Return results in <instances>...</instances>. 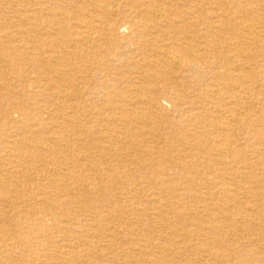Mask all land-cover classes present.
Returning <instances> with one entry per match:
<instances>
[{"label":"rangeland","instance_id":"obj_1","mask_svg":"<svg viewBox=\"0 0 264 264\" xmlns=\"http://www.w3.org/2000/svg\"><path fill=\"white\" fill-rule=\"evenodd\" d=\"M74 1L0 0V177L10 186L0 189V264H264V0H166L164 20L148 11V23L129 13L135 0H110L105 16L117 27L109 35L80 17L100 21L106 0ZM41 9L84 18L94 39L73 37L77 21L68 31L48 28ZM218 24L217 46L207 47L202 34ZM58 33L77 39L65 77L46 74L59 62L52 53L47 65L34 62V50L49 52ZM176 34L208 54L194 73L172 75L173 89L148 74L166 71L157 52ZM96 65L105 84L85 90L80 78ZM225 70L232 74L221 77ZM66 78L80 83L76 96ZM48 82L80 103L56 102Z\"/></svg>","mask_w":264,"mask_h":264},{"label":"bare ground","instance_id":"obj_2","mask_svg":"<svg viewBox=\"0 0 264 264\" xmlns=\"http://www.w3.org/2000/svg\"><path fill=\"white\" fill-rule=\"evenodd\" d=\"M66 1V0H65ZM222 1V0H221ZM226 1V0H225ZM230 1V0H229ZM228 1V2H229ZM260 0H251V3H253V4H255V3H258ZM70 2L71 3H75L76 1H74V0H70ZM69 2V3H70ZM100 2V1H99ZM198 2V1H197ZM216 2V1H215ZM220 2V1H219ZM243 2V1H242ZM101 3V2H100ZM104 4H107L105 7H102V18H101V20L99 21V20H97L96 19V15L95 16H88V18L86 17V16H80V17H84L86 20H91L92 21V23L94 24V22L95 23H97V24H99L100 25V28H101V32L103 31L104 33H106L107 35H109V33H111L112 31H113V29H115L116 30V27L117 26H115V24H113L112 25V21H109V20H111L109 17H106L105 15H106V13H108L109 12V10H110V8L109 9H107L106 7L109 5L110 6V4H111V2H110V0H106L105 2H103ZM117 3V2H116ZM115 3V4H116ZM206 3H207V1H206ZM211 3H213V2H211ZM216 3H218V2H216ZM233 3V2H232ZM2 4V3H1ZM6 4V3H5ZM118 4V3H117ZM165 4H166V0H135V1H131V5L132 6H130L129 7V13H133L134 14V16L137 18V19H141V20H145L146 22L145 23H148L149 22V16H148V11L149 12H151L153 15H154V17H155V19L156 20H159V21H163L164 20V18L166 17V15H165ZM246 4V3H245ZM59 5V4H58ZM67 5V4H66ZM119 5V4H118ZM118 5H114V6H112L111 8H113V9H116V11H115V13H119V9H118ZM207 5V4H206ZM211 5V4H210ZM218 5V4H217ZM220 5V4H219ZM235 5V4H234ZM55 6V5H54ZM93 6V5H92ZM101 6V5H100ZM99 6V7H100ZM108 6V7H109ZM242 6V5H241ZM120 7V6H119ZM171 7L172 8H175V5H174V2H172L171 3ZM196 7V6H195ZM239 7V6H238ZM246 7V6H245ZM250 7V6H249ZM261 7V6H260ZM178 8V7H177ZM233 8V7H232ZM235 8V7H234ZM240 8V7H239ZM251 8V7H250ZM118 9V10H117ZM226 9H228V8H226ZM244 9V8H243ZM7 10H8V8H7ZM77 10V9H76ZM216 10V9H215ZM221 10V9H220ZM238 10V9H237ZM245 10V9H244ZM261 10V9H260ZM6 11V10H5ZM11 11V10H10ZM218 11V10H217ZM256 11V10H255ZM264 11V10H263ZM48 12H50V13H48V14H46L45 13V10L44 9H41L40 10V13H42V15L43 14H46L47 15V17H46V24H48V28L49 27H52L54 30H55V28H59V30L58 31H61V30H64V31H68V30H70L71 29V26H68L69 24L71 25V22L72 21H77V23H75V28L76 29H78V30H75L76 31V33L73 35V37H77V38H79V37H81V35L82 34H84V36L82 35V37H84L81 41H84V42H92V40L94 39L93 37H95V36H93V24L91 23V22H86L87 24H84V18H81V20H79V18H73V17H70V15L68 14V12L67 11H63V10H61L59 13H53L51 10H48ZM92 12V11H91ZM206 12V11H205ZM208 12V11H207ZM239 12V11H238ZM242 12V11H241ZM245 12V11H244ZM250 12H253V11H250ZM260 12V11H259ZM77 13V12H76ZM89 13V12H88ZM171 14V13H170ZM235 14V13H234ZM248 14V13H247ZM251 14V13H250ZM259 14V13H258ZM75 15V14H74ZM179 14L177 13V11H175V16L176 17H179L178 16ZM222 15V14H221ZM255 15V14H254ZM253 15V16H254ZM105 16V17H104ZM129 16H131V15H129ZM133 16V17H134ZM199 15H197V17H198ZM203 16H204V14H203ZM252 16V17H253ZM257 16V15H256ZM99 17V16H98ZM97 17V18H98ZM194 17H196V16H194ZM232 17V16H231ZM242 17V16H241ZM211 18H213V17H211ZM219 18V17H218ZM251 18V17H250ZM23 19V18H22ZM122 19V18H121ZM205 19V18H204ZM263 19V18H262ZM18 20V19H17ZM32 20V19H31ZM232 20V19H231ZM233 20H235V18L233 19ZM249 20V19H248ZM79 21H81V22H79ZM170 21V20H169ZM181 21H183V20H181ZM185 21H188V20H185ZM253 21V20H252ZM251 21V22H252ZM222 22V21H221ZM262 22V21H261ZM79 23V24H78ZM168 23V22H167ZM185 23V22H184ZM213 23V22H212ZM225 23V22H224ZM246 23H247V21H246ZM208 24V23H207ZM231 24V23H230ZM248 24V23H247ZM246 24V25H247ZM259 24H260V22H259ZM262 24V23H261ZM264 24V23H263ZM18 25V24H17ZM181 25V24H180ZM183 25V24H182ZM186 25H188V24H186ZM212 25V24H211ZM223 25V24H222ZM236 25V24H235ZM245 25V26H246ZM251 25V24H250ZM164 26V25H163ZM171 26V25H170ZM185 26V25H184ZM192 26H193V24H192ZM234 26V25H233ZM260 26V25H259ZM20 28H21V26H19ZM147 27H149V26H147ZM219 27H220V29H219ZM252 27V26H251ZM51 28V29H52ZM96 28V27H95ZM213 28V30L212 31H204V34H202L203 35V38H201L203 41H205V44L207 45V47H212V46H217L216 44H217V37H220L219 36V32L221 31V26L218 24V25H216V26H214V27H212ZM225 28H227V27H225ZM262 28V27H261ZM24 29V28H23ZM52 29V30H53ZM118 29V28H117ZM176 29V28H175ZM197 29V28H196ZM219 29V30H218ZM245 29H246V27H245ZM7 30V29H6ZM43 30V29H42ZM162 30H163V28H162ZM182 30V29H181ZM202 30V29H201ZM8 31V30H7ZM40 31V30H39ZM197 31H198V29H197ZM247 31V30H246ZM252 31V30H251ZM251 31H249V33L251 32ZM50 32H51V30H50ZM156 32V31H155ZM164 32V31H163ZM184 32V31H183ZM224 32V31H223ZM52 33V32H51ZM100 33V32H99ZM98 33V34H99ZM160 33V32H159ZM165 33V32H164ZM232 33V32H231ZM54 34V33H53ZM60 33H58V34H55L56 36L55 37H53V40L50 42V51L49 52H46V51H42V50H40L42 47H40V49H35L34 51H36V55H37V57L35 58V60H34V62L35 63H37L38 65H40V64H43V65H47L46 63H47V59H46V54L47 53H52L53 54V56L56 58V59H58V64L55 66V68L54 67H52V66H50V68H51V70H49L46 74L47 75H49V73L50 72H53V73H55V75L57 76V75H59V74H62V76H64L65 77V75H67V73L71 70V62H68V59H70V58H67L68 57V55H71V53H72V50H71V46L72 45H76V40L77 39H75V38H70L71 40H66V41H63V40H59V38H56L57 37V35H59ZM63 34V33H62ZM157 34V33H156ZM163 34V33H162ZM180 34V33H179ZM236 34H237V32H236ZM254 34V33H253ZM114 35V34H113ZM246 35V34H245ZM237 36V35H236ZM235 36V37H236ZM241 36H242V34H241ZM261 36H262V34H261ZM38 37V36H37ZM86 37V38H85ZM114 37V36H113ZM159 37V36H158ZM184 37V38H183ZM250 37V36H249ZM253 37H254V35H253ZM34 38V37H33ZM43 38H44V36H43ZM49 38H52V37H49ZM117 38V37H116ZM120 38V37H119ZM142 38V37H141ZM222 38V37H221ZM224 38V37H223ZM233 38V37H232ZM239 38V37H238ZM11 39V38H10ZM13 39V38H12ZM47 39V38H46ZM61 39V38H60ZM121 39H122V37H121ZM220 39V38H219ZM235 39V38H234ZM233 39V40H234ZM251 39V38H250ZM261 39V38H260ZM21 40V39H20ZM43 40V39H42ZM116 40V39H115ZM124 40V39H123ZM127 40V39H126ZM255 40V39H254ZM24 41V40H23ZM220 41V40H219ZM222 41V40H221ZM225 41V40H224ZM227 41V40H226ZM251 41H253V40H251ZM256 41V40H255ZM19 42V41H18ZM192 41H190L189 40V38L187 37V36H178V34H176L174 37H173V40H171V43L170 44H168L167 43V45H161L160 47H159V51L157 52L158 53V55H159V58H160V61L162 62V63H164V64H166L167 66H166V71L165 72H162V75L161 76H159V74L158 73H153V74H148L149 76H148V78H152L153 77V79H158L159 77H161L162 78V80L163 81H167L168 83H169V85L170 86H172V88L173 87H175L176 86V82L177 81H173V80H171V76L172 75H177V74H179V73H184V72H193L194 71V69H196V67H197V62H199L200 60L199 59H201L202 57V55H204V56H207V54H208V52H207V49L205 48L204 50L202 49V51H203V53L201 54V49L199 50L198 48H197V46L195 47V45H193L194 44V41H193V44H190ZM240 42V41H239ZM246 42V41H245ZM244 42V43H245ZM39 43V42H38ZM41 43V42H40ZM43 43V42H42ZM198 43V42H197ZM196 43V44H197ZM243 43V42H242ZM85 44V43H84ZM145 44V43H144ZM258 44V43H257ZM262 44V43H261ZM10 45V44H9ZM220 45V44H219ZM223 44H221V46H222ZM240 45V44H239ZM244 45V44H243ZM249 45V44H248ZM263 45V44H262ZM40 46V45H39ZM38 46V47H39ZM86 46V45H85ZM100 46V45H99ZM110 46V45H109ZM242 46V45H241ZM245 46V45H244ZM258 46V45H257ZM96 47V46H95ZM243 47V46H242ZM252 47V46H251ZM262 47V46H261ZM94 48V47H93ZM97 48V47H96ZM100 48H103V47H100ZM232 48V47H231ZM258 48H259V46H258ZM43 49V48H42ZM47 49V48H46ZM78 49H80V48H78ZM91 49V48H90ZM95 49V48H94ZM93 49V50H94ZM214 49V48H213ZM224 49V48H223ZM222 49V50H223ZM234 49H235V47H234ZM92 50V49H91ZM230 50V49H229ZM245 50V49H244ZM246 50H247V46H246ZM245 50V51H246ZM22 51H23V53H25V55L27 54L28 56V60H30L31 62H32V60L31 59H29V57L31 56V55H35V52H33V51H31L30 50V48L29 47H25V48H23L22 49ZM86 51V50H85ZM232 51V50H231ZM234 51H236V50H234ZM255 51V50H254ZM33 52V53H32ZM82 52V51H81ZM88 52V51H87ZM108 52H110L109 50H107V49H105L104 50V53L106 54V53H108ZM219 52H220V50H219ZM218 52V53H219ZM227 52V51H226ZM226 52H224L225 54H226ZM240 52V51H239ZM251 52V51H250ZM86 53V52H85ZM228 54H229V52H227ZM238 53V52H237ZM72 54H75V52L74 53H72ZM150 54V53H149ZM155 54V53H154ZM223 54V53H222ZM241 54V53H240ZM245 54H247V53H245ZM244 54V55H245ZM251 54V53H250ZM253 54V53H252ZM257 54V53H256ZM35 55V56H36ZM242 55V54H241ZM255 55V54H254ZM48 56V55H47ZM52 56V55H51ZM75 56V55H74ZM134 56V55H133ZM228 56V55H227ZM252 56V55H251ZM250 56V57H251ZM257 56V55H256ZM154 57H155V55H154ZM225 57V56H224ZM249 57V56H248ZM247 57V58H248ZM211 58V57H210ZM233 58V57H232ZM237 58V57H236ZM231 60V59H230ZM229 60V61H230ZM235 60V59H234ZM238 60V59H237ZM242 61H244V60H241L240 62L242 63ZM49 62V61H48ZM73 62V61H72ZM228 62V61H227ZM231 62V61H230ZM74 63H76V62H74ZM232 63V62H231ZM21 64V63H20ZM52 64H53V62H52ZM248 65V64H247ZM249 65H251V61H250V63H249ZM97 66H99V65H96V67L95 68H93V67H90V66H88V68L90 69V72H88L87 74L89 75L88 77H81L80 78V82H81V85H83V86H85V90H87L88 89V87L90 88V85H92L93 84V86H95L96 87V84L97 83H99V86H102L103 87V85L105 84H103V82L100 80V78H99V73H100V76L102 75V73H101V69H99V67H97ZM244 66V65H243ZM135 67V66H134ZM185 67V68H184ZM37 68V67H36ZM53 68V69H52ZM250 68V67H249ZM94 69V70H93ZM150 69V68H149ZM203 69V68H202ZM201 69V70H202ZM217 69V68H216ZM228 69V68H227ZM124 71V70H123ZM207 71V70H206ZM78 72V71H77ZM94 72V73H93ZM106 72V71H105ZM199 72V71H198ZM218 72V71H217ZM194 73V72H193ZM206 73V72H205ZM231 72L229 71V70H225V71H222V72H220V76L221 77H224V78H226V77H228L229 76V74H230ZM72 74V73H71ZM125 74V73H124ZM211 74V73H210ZM209 74V75H210ZM232 74V73H231ZM260 74V73H259ZM194 75V74H193ZM234 75H236V74H234ZM239 75V74H238ZM178 76V75H177ZM212 76V75H211ZM253 76V75H252ZM262 76V75H261ZM199 77V76H198ZM176 78V77H175ZM214 78V77H213ZM47 79V78H46ZM63 79V78H62ZM67 79V78H66ZM214 79H216V78H214ZM59 80V79H58ZM140 80V79H139ZM199 80V79H198ZM218 80V79H217ZM20 81V80H19ZM92 81H97L96 82V84L95 83H93ZM106 81V80H105ZM142 81V80H141ZM162 81V82H163ZM39 82V81H38ZM63 82H66L67 83V86H69V88L70 89H73V93H74V91H76V89H78L80 86V83L77 81V79L75 80L74 78H71V79H67V80H65V81H63ZM251 82V81H250ZM122 83V82H121ZM152 83V82H151ZM160 84V83H159ZM178 85V84H177ZM201 85V84H200ZM16 86H18V85H16ZM212 86V85H211ZM52 84L50 83V82H48V85L45 87L46 89H48L49 91H54L53 92V94L51 93L50 95H51V97L53 96L54 97V100L56 101V102H65L64 104H66L67 102H72V103H80V101L79 100H74L73 99V94H67V92H70V90L68 91V90H66V89H63V90H60L59 89V91H55V90H53L52 88ZM177 87V86H176ZM202 88H204V87H202ZM254 88V87H253ZM120 89V88H119ZM126 89V88H125ZM174 89V88H173ZM208 89H210V88H208ZM213 89H216L215 87L213 88ZM219 89V88H218ZM91 90V89H90ZM90 90H88L89 92H90ZM94 90V89H93ZM217 90V89H216ZM237 90H239V89H237ZM136 91V90H135ZM220 91V90H219ZM93 92V91H92ZM221 92V91H220ZM16 93V92H15ZM64 93V94H63ZM146 93V92H145ZM188 93V92H187ZM226 93V92H225ZM245 93V92H244ZM18 94V93H17ZM57 94V95H56ZM61 94H63V95H61ZM75 94V93H74ZM229 94V93H228ZM12 95H14V94H12ZM56 95V96H55ZM101 95V94H100ZM163 95V94H162ZM178 95V94H177ZM18 96V95H17ZM20 96V95H19ZM75 96H76V94H75ZM96 96V95H95ZM222 96H223V94H222ZM15 97V96H14ZM211 97V96H210ZM215 97V96H214ZM229 97V96H228ZM246 97V96H245ZM50 98V97H49ZM79 98V97H78ZM88 98V97H87ZM169 98V97H168ZM244 98V97H243ZM112 99V98H111ZM109 100L108 102L109 103H111L112 104V100ZM221 100V99H220ZM114 101V100H113ZM130 101V100H129ZM221 101H223V100H221ZM239 101H241V102H243V100H242V98H239ZM128 102V101H127ZM131 102V101H130ZM154 102V101H153ZM148 103H149V101H148ZM190 103V102H189ZM27 104V103H26ZM125 104V103H124ZM127 104H129V102L127 103ZM140 104V103H139ZM204 104V103H203ZM207 104V103H206ZM244 104V103H243ZM247 104V103H246ZM131 105V104H130ZM224 105V104H223ZM30 106V105H29ZM239 106V105H238ZM153 107V106H152ZM56 108V107H55ZM249 108V107H248ZM162 109V108H161ZM244 109V108H243ZM29 110V109H28ZM66 110V109H65ZM146 110V109H145ZM202 110H203V108H202ZM209 110V109H208ZM150 111V110H149ZM252 111V110H251ZM205 112V111H204ZM63 113V112H62ZM246 113V112H245ZM66 114V113H65ZM72 114V113H71ZM103 114V113H102ZM63 115V114H62ZM240 115V114H239ZM249 115V114H248ZM67 116V115H66ZM77 116H79V115H77ZM141 116V115H140ZM162 116V115H161ZM71 117V116H70ZM223 117L224 118H227V116L225 117L224 115H223ZM237 117V116H236ZM229 118V119H234V121H239L240 120V118L239 117H237V118ZM241 117V116H240ZM80 118H82V117H80ZM172 118V117H171ZM58 119V118H57ZM184 121H185V119H183ZM29 121V120H28ZM61 121V120H60ZM63 121V120H62ZM66 122V121H65ZM94 122V121H93ZM162 122V121H161ZM214 122V121H213ZM11 123V122H10ZM60 123H62V122H60ZM87 123V122H86ZM133 124V123H132ZM82 125V124H81ZM106 125V124H105ZM210 125V124H209ZM211 125H212V123H211ZM177 126V125H176ZM65 127H67V126H65ZM71 127H73V124H72V126ZM182 127V126H181ZM216 127V126H215ZM74 128H75V126H74ZM77 128V127H76ZM85 128V127H84ZM118 128V127H117ZM112 129V128H111ZM115 129H116V127H115ZM53 130V129H52ZM52 130H51V132H52ZM121 130V129H120ZM229 131V130H228ZM13 132V131H12ZM57 132H58V130H57ZM216 132V131H215ZM259 133V132H258ZM14 134V133H13ZM54 134H56V133H54ZM71 134V133H70ZM119 134V133H118ZM174 134V133H173ZM224 135H225V133H223ZM264 134V133H263ZM122 135V134H121ZM124 135V134H123ZM203 135V134H202ZM101 136V135H100ZM150 136V135H149ZM151 136H153V135H151ZM114 137V136H113ZM125 137V136H124ZM8 138V137H7ZM114 138H116V137H114ZM114 138H112V139H114ZM143 138V137H142ZM1 139V138H0ZM13 139V138H12ZM33 139V138H32ZM105 139V138H104ZM111 139V138H110ZM223 139V138H222ZM29 140V139H28ZM136 140V139H135ZM1 141V140H0ZM201 141V140H200ZM112 142V141H111ZM133 142V141H132ZM207 142V141H206ZM1 143V142H0ZM59 143V142H58ZM130 144V143H129ZM70 145V144H69ZM127 145H128V143H127ZM58 146V145H57ZM28 148V146H26V144H25V147H23V148ZM72 147V146H71ZM114 147H115V145H114ZM14 148V147H13ZM138 148V147H137ZM143 148V147H142ZM41 149H44V148H41ZM63 149V148H62ZM72 149V148H71ZM1 150H2V148H1ZM46 150V152H44V153H40L42 156H46L45 154H47V153H49V151L47 150V149H45ZM66 152V151H65ZM2 154V153H1ZM133 154V153H132ZM155 154V153H154ZM219 155V154H218ZM139 156V155H138ZM169 156V155H168ZM167 156V157H168ZM198 156V155H197ZM19 157V156H18ZM151 157H154V156H151ZM170 157H172V156H170ZM180 157V156H179ZM82 158V157H81ZM155 158V157H154ZM233 158V157H232ZM104 159V158H103ZM102 159V160H103ZM129 159V158H128ZM206 159V158H205ZM3 160L5 161L4 163L5 164H7L8 163V158L7 159H5V158H3ZM33 160H34V163H40V159H38V158H33ZM185 160H187V159H185ZM208 160V159H207ZM206 160V161H207ZM18 161V160H17ZM91 161V160H90ZM108 161V160H107ZM166 161V160H165ZM168 161V160H167ZM189 161V160H188ZM82 162V161H81ZM215 162V161H214ZM17 164L19 163V161L18 162H16ZM50 163V162H49ZM92 163V162H91ZM126 163V162H125ZM209 163H210V161H209ZM25 164V163H24ZM36 164H32L33 166L32 167H34V166H36ZM127 164V163H126ZM173 164V163H172ZM19 165V164H18ZM184 165V164H183ZM182 165V166H183ZM239 165V164H238ZM248 165V164H247ZM246 165V166H247ZM88 166V165H87ZM178 166V165H177ZM185 166H187V165H185ZM29 167H31V166H29ZM180 167H181V165H180ZM179 167V168H180ZM76 169H77V167H75ZM78 168H79V165H78ZM178 168V167H177ZM176 168V169H177ZM211 168V167H210ZM209 168V169H210ZM200 169V168H199ZM213 169V168H212ZM1 170V169H0ZM103 170V169H102ZM178 170V169H177ZM30 171V170H29ZM128 171V170H127ZM126 171V172H127ZM212 171H214V169L212 170ZM9 172V171H8ZM8 172H6L5 171V173L4 174H8ZM87 172V171H86ZM152 172V171H151ZM218 172V171H217ZM242 172V171H241ZM259 172V171H258ZM20 173V172H19ZM62 173V172H61ZM76 173V172H75ZM111 173V172H110ZM208 173V172H207ZM15 174V173H14ZM95 174H96V172H95ZM100 174V173H99ZM254 174V173H253ZM61 175V174H60ZM92 175V174H91ZM97 175H98V173H97ZM5 176H7V175H5ZM62 176V175H61ZM89 176V175H88ZM116 177V176H115ZM224 178V177H223ZM25 179H27V178H25ZM230 179V178H229ZM32 180V179H31ZM102 180V179H101ZM85 181V180H84ZM230 181V180H229ZM79 182V181H78ZM99 182V181H98ZM234 183V182H233ZM80 184V183H79ZM98 184V183H97ZM107 184V183H106ZM40 185H41V183H40ZM42 185H44V183H42ZM41 185V186H42ZM87 185V184H86ZM104 185V184H103ZM108 185V184H107ZM226 185V184H225ZM98 186H99V184H98ZM238 186V185H237ZM52 187V186H51ZM91 187H93V186H91ZM110 187V186H109ZM169 187V186H168ZM229 187V186H228ZM10 188V186H9V183L7 182V180H4V179H2V177H0V189H3V190H6L7 192L9 191L8 189ZM86 188V187H85ZM66 189V188H65ZM93 189V188H92ZM37 190V189H36ZM99 190V189H98ZM101 190V189H100ZM1 191V190H0ZM92 191H94V190H92ZM118 191V190H117ZM185 192H186V190H184ZM183 191V192H184ZM96 192V191H95ZM94 192V193H95ZM101 192V191H100ZM168 192V191H167ZM194 192V191H193ZM226 192H228L227 190H226ZM90 193H91V191H90ZM98 192H96V194H97ZM115 193V192H114ZM223 193V192H222ZM1 194V193H0ZM101 194V193H100ZM103 194V193H102ZM136 194V193H135ZM194 194V193H193ZM221 194V193H220ZM91 195H93L92 193H91ZM158 195V194H157ZM89 196V195H88ZM94 196V195H93ZM102 196V195H101ZM198 196V195H197ZM61 197V196H60ZM185 197V196H184ZM242 197V196H241ZM0 198H1V196H0ZM99 198V197H98ZM117 198V197H116ZM207 197H205V199H206ZM227 198V197H226ZM54 199V198H53ZM62 199V198H61ZM193 199V198H192ZM203 199V198H202ZM70 201H67V202H65V205L64 206H69V207H67V208H70L71 209V206L73 205V203H75V200H77V198L74 196V197H72V198H70L69 199ZM193 200H195V198L193 199ZM86 201V200H85ZM125 201V200H124ZM156 201V200H155ZM154 201V202H155ZM191 201V200H190ZM199 201V200H198ZM208 201H210V200H208ZM229 201V200H228ZM82 202V201H81ZM121 202V201H120ZM194 202V201H193ZM200 202H201V200H200ZM199 202V203H200ZM206 202H207V200H206ZM205 202V203H206ZM54 203V202H53ZM156 203V202H155ZM198 203V204H199ZM205 203H204V205H205ZM239 203V202H238ZM193 204H195V203H193ZM7 205V204H6ZM56 205V204H55ZM77 205V204H76ZM82 205V204H81ZM134 206V205H133ZM156 206V205H155ZM164 206H165V204H164ZM163 206V207H164ZM173 206H175V205H173ZM55 207V206H54ZM242 207V206H241ZM90 208V207H89ZM134 208V207H133ZM136 208V207H135ZM215 208V207H214ZM243 208V207H242ZM88 209V208H87ZM86 209V210H87ZM130 209V208H129ZM170 210V209H169ZM139 211V210H138ZM145 211V210H144ZM176 211V210H175ZM212 211V210H211ZM214 211V210H213ZM63 212V211H62ZM223 212V211H222ZM142 213V212H141ZM206 213H208V212H206ZM221 214H223V213H221ZM246 214V213H245ZM101 215V214H100ZM118 215V214H117ZM136 215V214H135ZM152 215V214H151ZM225 215V214H224ZM237 214L235 213V216H236ZM239 215H240V213H239ZM63 216H65V215H63ZM120 216V215H119ZM139 216V215H138ZM172 216V215H171ZM97 217V216H96ZM100 217V216H99ZM140 217H142V216H140ZM193 216H191V218H192ZM9 218V217H8ZM130 218H131V216H130ZM196 218V217H195ZM18 219V218H17ZM188 219V218H187ZM9 220V219H8ZM163 220V219H162ZM107 221V220H106ZM156 221V220H155ZM171 221V220H170ZM198 221V220H197ZM69 222H71V221H69ZM159 222V221H158ZM161 222V221H160ZM177 222V221H176ZM257 222H259V221H257ZM1 223V222H0ZM178 223V222H177ZM226 223V222H225ZM2 224V223H1ZM159 224V223H158ZM187 224V223H186ZM202 224V223H201ZM250 224V223H249ZM219 225H221L220 224V222H219ZM82 226H84V224L82 225ZM152 227V226H151ZM150 227V228H151ZM223 227H225V226H223ZM212 228H213V226H212ZM7 230H9V229H7ZM48 230V229H47ZM46 230V231H47ZM135 230V229H134ZM137 231V230H136ZM136 231H134V232H136ZM145 231V230H144ZM144 231H143V233H144ZM148 231V230H147ZM146 231V232H147ZM177 233H178V231L177 230H175ZM208 231H211V229H209L208 228ZM228 231H229V229H228ZM256 231V230H255ZM258 231V230H257ZM174 232V231H173ZM254 232V231H253ZM9 233H11V232H9ZM21 233V232H20ZM24 233V232H23ZM258 233H260V232H258ZM0 234H2V236H0V242L1 241H6L7 240V233H6V231H5V229H3L2 228V226H0ZM57 234V233H56ZM108 234V233H107ZM180 234V233H179ZM18 235H19V232H18ZM134 235V234H133ZM241 235V234H240ZM136 236V235H135ZM189 236H191V235H189ZM97 237H99V236H97ZM110 237V236H109ZM192 237V236H191ZM195 237V236H194ZM223 237V236H222ZM225 237V236H224ZM239 237V235L236 237V238H238ZM108 238V237H107ZM202 238V237H201ZM36 239V238H35ZM102 239V238H101ZM203 239H204V237H203ZM232 239V238H231ZM243 239V238H242ZM149 240V239H148ZM23 240H21V242H22ZM25 241V240H24ZM86 242V241H85ZM25 243V242H24ZM28 244V243H27ZM29 245V244H28ZM157 245H158V243H157ZM208 245V244H207ZM244 245V244H243ZM50 248V247H49ZM166 248H167V246H166ZM169 248V247H168ZM243 248V247H242ZM247 247H245V249H246ZM172 249V248H171ZM145 251V250H144ZM223 251H224V253H226V254H228V256H232V254H230V252L229 251H227L226 249H223ZM246 251H248V250H246ZM255 251V250H254ZM21 252V251H20ZM45 253V252H44ZM174 253H176V252H174ZM189 254H191V253H189ZM202 254V253H201ZM19 256V255H18ZM254 256L255 257H258V256H256L255 254H254ZM260 256V255H259ZM17 257V256H16ZM15 257V258H16ZM234 257V256H233ZM253 257V256H252ZM13 258V257H12ZM17 259V258H16ZM36 259V258H35ZM34 259V260H35ZM70 259V258H69ZM79 259V258H78ZM239 259H241V258H239ZM250 259V258H249ZM33 260V259H32ZM202 260H204V259H202ZM18 261V260H17ZM210 261V260H209ZM254 261H256V260H254ZM70 262H71V260H70ZM232 262V261H231ZM250 262V261H249ZM62 263V262H61ZM207 263V262H206ZM248 263V262H247ZM6 264V263H5ZM10 264V263H9ZM133 264V263H132Z\"/></svg>","mask_w":264,"mask_h":264}]
</instances>
